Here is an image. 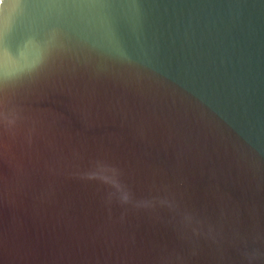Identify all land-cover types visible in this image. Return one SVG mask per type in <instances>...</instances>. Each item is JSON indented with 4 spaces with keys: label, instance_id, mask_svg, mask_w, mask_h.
Returning <instances> with one entry per match:
<instances>
[{
    "label": "water",
    "instance_id": "95a60500",
    "mask_svg": "<svg viewBox=\"0 0 264 264\" xmlns=\"http://www.w3.org/2000/svg\"><path fill=\"white\" fill-rule=\"evenodd\" d=\"M0 264H264V0H0Z\"/></svg>",
    "mask_w": 264,
    "mask_h": 264
}]
</instances>
